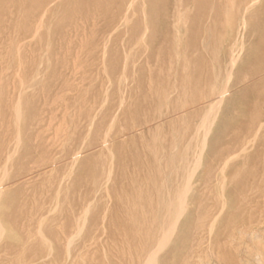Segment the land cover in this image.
Masks as SVG:
<instances>
[{
    "label": "rangeland",
    "instance_id": "1",
    "mask_svg": "<svg viewBox=\"0 0 264 264\" xmlns=\"http://www.w3.org/2000/svg\"><path fill=\"white\" fill-rule=\"evenodd\" d=\"M0 224V264H264V0H0Z\"/></svg>",
    "mask_w": 264,
    "mask_h": 264
},
{
    "label": "bare ground",
    "instance_id": "2",
    "mask_svg": "<svg viewBox=\"0 0 264 264\" xmlns=\"http://www.w3.org/2000/svg\"><path fill=\"white\" fill-rule=\"evenodd\" d=\"M1 225V224H0ZM4 228V227H3ZM0 229H2L1 227H0ZM3 230V229H2ZM3 232V231H2ZM171 236V235H170ZM163 237V236H162ZM161 237V238H162ZM167 238V237H166ZM1 240V239H0ZM164 240H167V239H164ZM162 241V243L160 242V244L161 245H165V243L163 242V240H161ZM152 242V241H151ZM167 242V241H166ZM70 243V242H69ZM164 243V244H163ZM70 245V244H69ZM159 245V244H158ZM158 245H157V247H158ZM156 247V249H154L156 252H157V254H159V250H162L161 249V247L162 246H160V249L159 248H157ZM152 245L150 244V245H148V243H146V241H144V240H142V239H139V238H137V239H134L132 242H127L126 243V246L122 249V252H120V253H125V252H129V254L131 255V262H132V264H134V263H138V264H141V262H143L142 260H147V262H150V263H152L151 262V260L149 259L148 260V258H150V256H152L154 253H155V251H153L152 252ZM158 249V250H157ZM87 251H91V248H88L87 249ZM152 255H151V254ZM150 254V255H149ZM173 254V253H172ZM21 255H22V253H21ZM156 254H154L153 256H154V258L156 257L155 256ZM153 256L151 257V259L153 258ZM50 257V256H49ZM48 257V258H49ZM130 257V256H129ZM128 257V258H129ZM174 257H175V259H176V255L175 256H173V260H175L174 259ZM21 260V259H20ZM83 260V258H82V256H81V260L80 261H82ZM153 260V259H152ZM156 260V259H155ZM155 260H153L154 262H156ZM135 261V262H134ZM74 262V261H73ZM73 262H72V264H73ZM83 263H84V261H82ZM145 262L146 261H144V263L143 264H145ZM15 263H17V262H15ZM19 263V262H18ZM75 263V262H74ZM170 263H171V261H170ZM174 263V262H173ZM147 264V263H146ZM149 264V263H148ZM154 264H156V263H154ZM221 264V263H220Z\"/></svg>",
    "mask_w": 264,
    "mask_h": 264
}]
</instances>
